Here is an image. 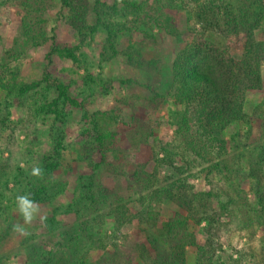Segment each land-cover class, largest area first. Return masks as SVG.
<instances>
[{"label":"trees","instance_id":"obj_1","mask_svg":"<svg viewBox=\"0 0 264 264\" xmlns=\"http://www.w3.org/2000/svg\"><path fill=\"white\" fill-rule=\"evenodd\" d=\"M10 7L19 10L21 24L0 60V264L20 257L23 264H262L264 236L259 250L243 247L264 229V100L251 114L246 111L249 92L264 88V0H0V12ZM54 10L55 18L50 15ZM58 19L77 35L76 45L60 41ZM155 29L181 44L168 63ZM99 33L104 35L101 44ZM138 34L142 38L135 40ZM122 35L129 44L119 50ZM233 42L243 47L239 58L230 53ZM45 46L48 64L40 77L23 78L16 63ZM149 46L154 48L150 58L145 55ZM91 56L99 61L96 75ZM57 58L69 61L75 74L84 70L78 87L82 100L73 91L78 82L66 83L50 71ZM121 62L146 78L120 81L126 89L138 85L149 92L145 102L131 105L135 113L139 105L143 111L169 108L173 136L154 147L152 172L147 164L130 166L135 156L129 152L152 136L147 123L136 115L129 121L118 108L86 109L113 85L103 68ZM15 108L27 116L13 121ZM76 109L84 112L80 142L67 131ZM121 124L131 150L117 143L116 125ZM232 125L238 130L229 145L224 132ZM20 130L27 131L23 142ZM255 133L259 136L252 145ZM43 143L46 152L30 149ZM66 153L71 161L65 160ZM72 154L87 172L75 180L65 202L71 183L60 173L69 172L78 160ZM164 167L176 176H163ZM33 168L41 174L33 175ZM104 173L122 176L133 198L106 186ZM203 175L208 191L194 185ZM23 195L51 207L43 233L27 230L29 224L16 217V198ZM132 203L139 205L138 212ZM169 203L179 210L165 219L162 207ZM17 224L23 234L13 230ZM192 225L203 228L204 243ZM129 227L145 239L133 246L132 254L117 243V234ZM106 228L115 235L104 233ZM245 239L249 241L243 244Z\"/></svg>","mask_w":264,"mask_h":264},{"label":"rangeland","instance_id":"obj_2","mask_svg":"<svg viewBox=\"0 0 264 264\" xmlns=\"http://www.w3.org/2000/svg\"><path fill=\"white\" fill-rule=\"evenodd\" d=\"M106 2H111L112 0H104ZM57 14V10H54L50 15L51 17L55 18ZM0 19H1V27H0V60L1 56L4 54L5 50L9 49L18 34L19 27L21 24V14L18 9L16 8H7L3 9L0 12ZM59 20V19H58ZM181 27L184 29L186 28V21L184 17H181L180 19V24ZM181 28V29H182ZM57 31H58V37L60 41L62 40L63 43L67 42L72 45H76L78 43V37L77 35L66 25L61 23L59 20L57 24ZM154 34H158V43L160 46L162 45V50L164 55H165V63H168L169 61L172 60L174 54H176L181 46V44L177 41L174 40L164 32H160L158 29H155ZM142 34H138L135 36V40L141 39ZM104 39V35L102 33H99L98 37L96 38V41H98L100 44L102 43ZM259 39H262V35L259 34ZM224 40V39H221ZM225 41V40H224ZM129 44V37L128 36H120L119 38V50H124ZM160 46H156V48H159ZM145 55L150 58L153 53H154V48L153 47H147L145 48ZM242 49L243 47L237 43L233 42L229 45V50L230 53L235 57L239 58L242 55ZM87 53L91 55V51L89 48H86ZM49 52L48 47H42L38 50H31L28 55L24 58L21 59L18 63V65L21 66V71H22V77L31 80L33 78H39L40 75L42 74V70L47 66L48 62L46 61V54ZM95 58L91 56V60L94 63V69L92 70L93 74H97L101 72L98 60H94ZM70 69H72L74 72V67H72V64L67 61V60H61L57 58L55 60V64L50 66V71L56 76L66 83H73L74 81L78 82V86H74L73 91L75 93V97L78 99V87L79 85L81 86L82 80H81V75L84 74V70L78 71L76 74ZM263 82H264V67H263ZM103 73L107 76H110L111 78L114 79L113 85L110 87V92L107 95H99L95 98V100H90L86 104V109L93 113L98 110H108V109H113V108H118L122 110V114L124 117L130 119L132 116L136 115L139 119H141L143 122L147 123L148 126L151 128V133L152 136L149 140L148 144L140 145L137 148L135 147V151L131 150V143L129 142L126 129H124V126L121 125H116L117 130L119 131L118 138H117V143L120 145V147L123 150H131L132 155L135 156L134 161L132 162L129 156H128V161L130 162V166L133 168V166H136L138 164H147V170L149 172H152L155 166V163L153 161V152H154V147L157 145H161L162 143H168L171 141L172 136H173V128L170 126L167 122V109H169L167 106H164L160 108V111L157 109H148L143 111L141 106L139 105L140 108L139 110L135 113L131 109V105L133 103H143L147 99L146 97H149V92L142 88L139 87L138 85H135L133 87H130L129 89H126V87L120 83L121 79L124 78H130V77H137L141 81H145V75L141 71H136V70H131L129 67L125 66L122 62L121 63H115L111 65L110 67H104L103 68ZM3 93L0 90V100L2 99ZM139 97V98H135ZM82 100L83 98H79ZM125 99H128V106L127 104L123 101ZM264 100V88L261 91H250L248 96H247V107L246 111L248 114H251L254 108L256 107L257 104L262 102ZM138 106V107H139ZM171 108V107H170ZM143 111V113H141ZM13 114H12V120L17 121L19 119L25 118L27 116L23 110L20 109H13ZM25 114V115H24ZM83 115L84 112L82 109H76L74 110V115L72 116V119L67 127V131L69 134V137L75 142H80L79 140V135H80V130L82 126L84 125L83 121ZM83 124V125H82ZM41 128L45 130V126L43 127L41 125ZM238 130L237 125H232L229 129H227L226 132H224V138L228 140L229 145L231 144V136L236 133ZM19 141L23 142L25 141V137L27 134L26 130H20L18 133ZM259 134H254L251 144L254 145V143L258 140ZM39 146H32L30 149H40L43 152H46L48 149L46 143L43 144H38ZM35 149V150H36ZM46 149V150H45ZM50 151V150H49ZM73 157L78 159L73 163L72 169L69 170V172H64L62 171L60 173L61 177L63 179H67L71 183V187L69 188V191L67 194L63 197V201L67 202L71 198V193H72V187L74 186L75 180L78 178L80 174L86 173L87 172V167L85 164H83L80 160L77 154H72ZM71 156H69V153L65 154V160L71 161ZM73 161V160H72ZM162 175L163 176H176V172L171 168V167H164L162 169ZM197 178L194 181L195 188L198 191H208L210 190V187L206 185L205 181L202 180V178ZM102 182L108 186L109 188L113 189L114 191L122 194L123 196L127 198H133L134 192L132 189H129L128 184L126 180L122 176H118L113 173H104L102 174ZM248 181V180H247ZM244 181V187L246 190L249 188V182ZM251 199H253V196H251ZM132 209L134 212H138L140 207L137 203H132L131 205ZM179 209L175 207L172 203H169L167 205H164L162 207V215L165 219H168L172 216L175 215V213ZM51 212V207H48L46 205L39 206V213L37 214L36 218L33 220L32 223L29 224V229H32L38 233H43V221L44 218L49 216ZM18 215V216H17ZM16 217L18 219L22 218V216L18 213ZM65 221H67L69 218L67 217H62ZM191 231L195 232L197 237L199 238L201 243H204L207 239V235L204 232L202 227H196L195 225L191 226ZM104 233L108 234V236L113 237L115 233L111 228H106ZM119 240L117 243L121 247V249L125 253L132 254L133 252V246L139 242H145L144 236L139 232L138 229L129 227L127 229H124L123 231L119 232L118 234ZM264 236V229H261L255 238H253V243L247 248L243 247V249L247 251H251L252 249H258L259 246H261V238ZM246 241H249L248 239H245L243 244L246 243ZM242 248V247H240ZM224 250L230 251V248L228 246L224 247ZM240 250V249H239ZM100 252L95 254V259L98 258ZM248 253V252H247ZM259 254L263 257L262 259V264H264V250L261 249L259 250ZM237 257V256H235ZM190 261L192 260V257L189 259ZM24 263V257H20V259L16 260V262H11L8 264H23ZM137 264V263H136ZM140 264V263H139Z\"/></svg>","mask_w":264,"mask_h":264},{"label":"clouds","instance_id":"obj_3","mask_svg":"<svg viewBox=\"0 0 264 264\" xmlns=\"http://www.w3.org/2000/svg\"><path fill=\"white\" fill-rule=\"evenodd\" d=\"M40 168H33L32 174L35 176H39L41 174ZM17 207L20 215L23 218L25 224H30L36 218L39 213V206L28 196H18L16 198ZM13 230L23 234L24 229L21 225L17 224L13 226Z\"/></svg>","mask_w":264,"mask_h":264}]
</instances>
